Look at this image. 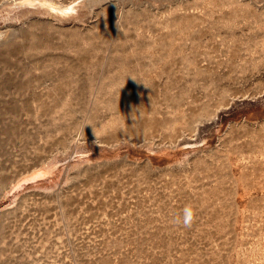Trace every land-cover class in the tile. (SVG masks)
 <instances>
[{
    "label": "rangeland",
    "instance_id": "obj_1",
    "mask_svg": "<svg viewBox=\"0 0 264 264\" xmlns=\"http://www.w3.org/2000/svg\"><path fill=\"white\" fill-rule=\"evenodd\" d=\"M0 264H264V0H0Z\"/></svg>",
    "mask_w": 264,
    "mask_h": 264
},
{
    "label": "clouds",
    "instance_id": "obj_2",
    "mask_svg": "<svg viewBox=\"0 0 264 264\" xmlns=\"http://www.w3.org/2000/svg\"><path fill=\"white\" fill-rule=\"evenodd\" d=\"M191 216V212L188 209H185V225L188 226V218Z\"/></svg>",
    "mask_w": 264,
    "mask_h": 264
},
{
    "label": "bare ground",
    "instance_id": "obj_3",
    "mask_svg": "<svg viewBox=\"0 0 264 264\" xmlns=\"http://www.w3.org/2000/svg\"><path fill=\"white\" fill-rule=\"evenodd\" d=\"M49 5L52 7V8H56L57 5H55L53 2H49ZM58 8V7H57ZM68 8V7H67ZM63 11H66V9H64Z\"/></svg>",
    "mask_w": 264,
    "mask_h": 264
}]
</instances>
